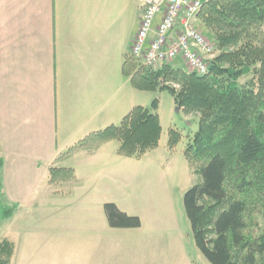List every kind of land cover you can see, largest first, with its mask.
I'll list each match as a JSON object with an SVG mask.
<instances>
[{
	"label": "trees",
	"instance_id": "trees-1",
	"mask_svg": "<svg viewBox=\"0 0 264 264\" xmlns=\"http://www.w3.org/2000/svg\"><path fill=\"white\" fill-rule=\"evenodd\" d=\"M196 17L216 50L207 73L170 63L137 67L141 59L129 52L122 70L136 89L168 90L177 106L199 115L185 156L201 182L183 196L197 249L210 264H264V0H203ZM157 105L154 99L151 108L134 106L120 124L89 133L60 157L112 139L119 141V155L140 157L159 141ZM3 164L0 155V173ZM74 179L72 168H50L51 183ZM17 207L5 201L0 178L1 218ZM103 208L111 227L140 226L114 203ZM14 249L0 237V264H12Z\"/></svg>",
	"mask_w": 264,
	"mask_h": 264
},
{
	"label": "rangeland",
	"instance_id": "rangeland-1",
	"mask_svg": "<svg viewBox=\"0 0 264 264\" xmlns=\"http://www.w3.org/2000/svg\"><path fill=\"white\" fill-rule=\"evenodd\" d=\"M102 9L109 13L103 29L115 35L110 42L117 41L120 52L130 53L142 1L103 0ZM135 63L144 67L141 60ZM170 66L188 70L179 58ZM118 67L116 84L123 100L114 110L103 111V118L110 121L99 129L120 124L132 103L151 108L157 99L161 125L157 146L140 157H128L117 153L119 141L112 139L97 154L80 150L60 157L74 144L60 137L59 143L69 145L56 147V166L73 168L76 181L51 187L38 178L31 193L4 195L9 204L19 202L11 217L0 216V237L18 246L12 264H210L195 245L183 204L185 192L201 182L185 156L199 115L177 106L168 90L136 89ZM0 176L3 180L2 170ZM108 202L137 216L140 226L111 227L103 208ZM90 235L95 240L83 238Z\"/></svg>",
	"mask_w": 264,
	"mask_h": 264
},
{
	"label": "crops",
	"instance_id": "crops-1",
	"mask_svg": "<svg viewBox=\"0 0 264 264\" xmlns=\"http://www.w3.org/2000/svg\"><path fill=\"white\" fill-rule=\"evenodd\" d=\"M102 7L103 0H0L4 195L31 193L38 178L51 187L63 183L49 182L50 168L60 167L56 147L69 145L59 143L60 137L76 143L100 130L110 121L103 111L123 100L116 83L127 52L110 42L115 35L103 29L109 13ZM137 25L138 18L135 34ZM17 201L12 203L19 205Z\"/></svg>",
	"mask_w": 264,
	"mask_h": 264
},
{
	"label": "built area",
	"instance_id": "built-area-1",
	"mask_svg": "<svg viewBox=\"0 0 264 264\" xmlns=\"http://www.w3.org/2000/svg\"><path fill=\"white\" fill-rule=\"evenodd\" d=\"M141 1V19L130 53L146 67L179 58L188 71L207 73L216 50L196 23L203 0Z\"/></svg>",
	"mask_w": 264,
	"mask_h": 264
}]
</instances>
